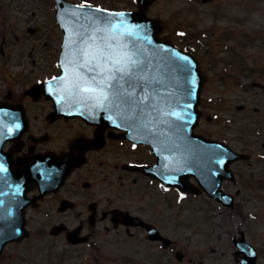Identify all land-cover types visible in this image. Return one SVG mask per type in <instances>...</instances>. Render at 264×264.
Returning <instances> with one entry per match:
<instances>
[{
    "label": "flooded vegetation",
    "instance_id": "obj_1",
    "mask_svg": "<svg viewBox=\"0 0 264 264\" xmlns=\"http://www.w3.org/2000/svg\"><path fill=\"white\" fill-rule=\"evenodd\" d=\"M3 23L0 211L10 217L12 209L20 213L22 197L31 202L25 209L29 233L0 248V264H70L84 260L108 264L112 258L119 263L123 252L124 261L134 264H264V171L258 173L254 168L258 165L252 163L255 157L247 148L236 149L227 139L199 132L247 156L230 165L234 178L221 186L227 195L212 196L213 187L203 185L213 184L216 173L213 164L209 165L212 159H201L198 179L188 177L183 159L171 156L170 141H140L133 132L129 135L123 129L122 116L113 123L100 114L86 120L58 110L49 98L54 93L42 90L44 82L60 74L58 36L38 37V28H30L35 36L32 49L15 51L13 39L7 34V21ZM215 64L218 66V61ZM229 64L243 73L249 70L245 57H235ZM98 71L85 70L92 77ZM227 75L220 79L226 80ZM207 85L208 76L204 91ZM205 108L202 100L198 129L203 121L213 123ZM128 126L137 132L142 130L137 119ZM46 153L58 155L68 173L63 180L57 178L54 188L44 195L38 184L27 192L26 157ZM161 177L180 180L189 190L167 186ZM18 201L19 205H13ZM188 202L197 204L200 225L205 213L212 221L207 249L202 247L201 227L194 228L198 241L184 238L185 227L170 228L171 208L184 210ZM70 238L78 242H70ZM46 239L50 242L44 247ZM195 242L197 255L187 259L186 247L190 249Z\"/></svg>",
    "mask_w": 264,
    "mask_h": 264
},
{
    "label": "water",
    "instance_id": "obj_2",
    "mask_svg": "<svg viewBox=\"0 0 264 264\" xmlns=\"http://www.w3.org/2000/svg\"><path fill=\"white\" fill-rule=\"evenodd\" d=\"M55 1L56 17L64 33L60 59L62 75L47 85L61 94L57 102H62L66 110H77L75 113L88 118L94 117L90 108L95 106L102 110L106 118H115L122 111L133 109V116L140 118V123L144 118H147L146 124L151 123L149 130L144 128L142 132L144 140H150L153 132L156 136L170 133L178 148L179 142L186 143L183 153L190 159L188 164L193 161L192 164L195 162L196 165L198 157L207 154V142L210 143L194 134L200 117L198 106L205 79L198 61L191 54L160 38L164 30L163 22L147 16L148 9L156 0H138L139 11L136 12H110L70 4L66 0ZM104 44L110 45L109 50L115 56L122 53L131 55L138 61L137 70H143L142 79L135 80L133 87L129 88L127 78L121 81L125 90L132 93L130 99L134 103L131 106L113 102L111 87L104 89L108 98L99 99L100 87L96 81L90 80L86 72L84 77L81 76L86 65L90 64L88 61L92 59L94 47ZM85 88H93L95 92L85 91ZM216 145L214 143L213 147L219 148L216 163L219 180H222V171L226 172L227 164L237 156L221 144ZM200 148L203 152L197 151ZM58 161L57 156L52 154L27 157V184L36 181L45 187V181H52L58 174L64 173ZM28 203V200L23 201V210ZM24 226V211L20 218H0V240L8 242L23 238L26 235Z\"/></svg>",
    "mask_w": 264,
    "mask_h": 264
},
{
    "label": "rangeland",
    "instance_id": "obj_3",
    "mask_svg": "<svg viewBox=\"0 0 264 264\" xmlns=\"http://www.w3.org/2000/svg\"><path fill=\"white\" fill-rule=\"evenodd\" d=\"M69 1L109 10L137 9V0ZM148 14L163 20L164 37L202 57L208 75L203 95L205 111L214 119L213 123L203 121L200 130L227 139L236 149L247 148L255 157L252 163L258 165L254 168L258 173L263 172L264 88L255 87V84L264 86V0H214L209 3L203 0H159L150 7ZM3 21H7V34L13 39L15 51L32 49L35 36L43 38L54 33L59 44L61 42L62 33L56 25L55 5L51 0H0V39L5 30ZM30 28H38L34 37ZM207 48L209 53H206ZM235 57H245L250 71L243 73L231 66L229 63ZM223 74H228L224 81L220 79ZM260 163L262 167H259ZM247 170L251 171V168ZM206 215L200 225L197 204L188 202L184 210L171 208L170 228L185 227L188 230L184 238L198 241L194 228L201 227L202 247L207 249L211 242L212 221L209 214ZM182 221L184 225H181ZM49 242L46 239L42 243L45 247ZM196 247V242L190 249L186 247L187 259H195ZM123 256L119 263L112 258L108 264H134L124 261V252ZM70 264L98 263L84 260Z\"/></svg>",
    "mask_w": 264,
    "mask_h": 264
},
{
    "label": "snow or ice",
    "instance_id": "obj_4",
    "mask_svg": "<svg viewBox=\"0 0 264 264\" xmlns=\"http://www.w3.org/2000/svg\"><path fill=\"white\" fill-rule=\"evenodd\" d=\"M110 45L104 44L99 46L97 50L92 53V59L88 63L95 61L94 68L99 69L97 75L100 79L97 80V76H93L92 79L96 81L98 87H100L99 99H107L104 89L111 87L113 102L119 104H127L131 106L134 101L130 99L132 93L126 91L124 84L121 81H125L129 85V88L134 86V81L142 79L141 70H137V59H134L127 53H122L119 56H115L110 50ZM111 65V67H109ZM110 81H115L114 84H109ZM85 91L95 92L93 88H85Z\"/></svg>",
    "mask_w": 264,
    "mask_h": 264
}]
</instances>
